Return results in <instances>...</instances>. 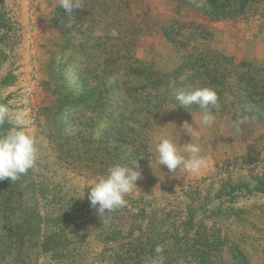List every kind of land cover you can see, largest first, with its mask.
<instances>
[{
    "label": "rangeland",
    "instance_id": "obj_1",
    "mask_svg": "<svg viewBox=\"0 0 264 264\" xmlns=\"http://www.w3.org/2000/svg\"><path fill=\"white\" fill-rule=\"evenodd\" d=\"M59 2L0 0V105L10 118L24 115L39 145L33 169L0 181V264H264V191L256 189L264 182V122L230 115L242 101L236 91L246 88L238 75L256 79L253 68L264 64L209 56L196 74L160 75L191 53L221 54L210 41L217 28L240 25L245 50L264 33V0L239 13L238 0H80L71 15ZM193 29L199 35H189ZM218 73L231 92H216L215 122L196 118L191 140L184 115L199 109L167 101L191 91L193 75L209 83ZM11 127L12 119L0 124V135ZM161 136L182 153L185 143L198 144L208 170L170 184L156 160ZM247 151L254 158L245 162ZM117 162H135L141 178L126 207L101 217L87 186ZM190 218L203 237L221 241L205 263L184 257L180 243L168 260L159 244L164 230L186 228Z\"/></svg>",
    "mask_w": 264,
    "mask_h": 264
},
{
    "label": "clouds",
    "instance_id": "obj_2",
    "mask_svg": "<svg viewBox=\"0 0 264 264\" xmlns=\"http://www.w3.org/2000/svg\"><path fill=\"white\" fill-rule=\"evenodd\" d=\"M59 7L71 15L75 9H81V4L80 0H60ZM177 99L185 108L193 104L198 105L203 125L211 126L215 122L213 109L218 110L219 103L217 93L212 88L200 87L193 91H182L178 93ZM10 119L11 129L0 135V181L9 179L12 182L36 166L39 145L37 138L27 130L24 115L18 113L14 118H10L9 108L0 105V124ZM188 125L192 140V137L197 135V130ZM156 153L157 163L166 166L172 173L182 167L187 173L198 175L208 167L207 159L201 155L200 146L191 141L184 144L182 153L177 141L161 136L156 143ZM140 178L141 172L135 162H117L110 165L104 174L98 175L87 186L90 206L96 209L101 217L126 207L125 197L137 187L136 181ZM157 251H160L159 247Z\"/></svg>",
    "mask_w": 264,
    "mask_h": 264
},
{
    "label": "trees",
    "instance_id": "obj_3",
    "mask_svg": "<svg viewBox=\"0 0 264 264\" xmlns=\"http://www.w3.org/2000/svg\"><path fill=\"white\" fill-rule=\"evenodd\" d=\"M249 0H238V10L235 11V13L241 12L245 5L247 4ZM60 9V7L57 8V10ZM215 13H222V8L220 7L214 8ZM221 11V12H220ZM229 12H225L223 14H228ZM208 15V14H207ZM197 29V28H196ZM193 29V31L189 32V35H199V32ZM201 30V29H200ZM175 42V41H173ZM209 56L216 57L217 61L218 59H223L226 61H231V58L226 57L225 55L222 54H213L211 52H199V53H191L183 59V61L176 67L174 68L171 72L169 73H161L160 75L163 76L164 78L168 79H173L174 81L176 78L183 72V71H191L195 72V74L198 72L197 70L199 67L205 68L207 65H205L204 59L209 58ZM219 57V58H218ZM185 60V61H184ZM187 60V61H186ZM215 60V62H217ZM200 62V63H199ZM214 62V61H213ZM240 66H246L249 65L248 62L240 61L238 62ZM255 69L256 73H259L256 77V79L253 77L251 78L250 75H238L240 82L243 83L244 87L246 88H240L241 93L238 94L236 91V94L234 95V98L238 100V98L241 96L242 101L238 102V109L235 111L231 112L230 115L232 119L234 120H239L242 118L249 119V120H255L259 122H264V68H253ZM229 71L234 72L232 68H229ZM228 71V72H229ZM203 72V71H202ZM217 76V77H216ZM213 75L210 77L211 82L209 83H214L213 85L209 86V83L205 81H199V79L193 75V78L188 81L190 83V86L193 87V90L196 88L200 87H210L215 92H220L222 90H227L226 93H230L232 87L230 86V83L226 81V74L223 73H218L217 75ZM251 87V89L249 88ZM254 87V88H253ZM254 93H258L255 95ZM169 104L173 105L174 107L178 109H183V110H191V111H196L199 109L198 105L194 106L191 105L189 108H185L184 106L181 105L178 99L172 98L167 101ZM226 103H221L220 107L222 108H228L226 106ZM243 158V161H251L253 160L254 157H251L249 152L245 154ZM256 189H259L261 192L264 191V182H258ZM188 226L183 229H179L178 227H172L171 229H166L164 232L166 233L165 236H162L160 238L159 244H162V247L165 246V253L167 254V259L172 260L173 259V254L171 253L172 247L176 243H180L183 246L184 250V257L188 258L189 260H193L195 262H203L205 263L206 260L208 261V254L211 249L213 248H218L219 244H221V241L219 237L215 238H208V237H203L201 234V228L199 225H197V221H192L191 218L187 222ZM197 225V226H196ZM156 245L152 246V249L155 248Z\"/></svg>",
    "mask_w": 264,
    "mask_h": 264
},
{
    "label": "crops",
    "instance_id": "obj_4",
    "mask_svg": "<svg viewBox=\"0 0 264 264\" xmlns=\"http://www.w3.org/2000/svg\"><path fill=\"white\" fill-rule=\"evenodd\" d=\"M239 26L236 27L235 31L233 30L228 31L226 30L227 28L225 27L215 29L214 32L212 33L211 40H210L211 46H213V48L217 49L218 52H220L221 54L225 56H232V57L238 58L239 60H244L247 62L264 64V43L261 42L262 39L264 40V33L258 34L256 36H253V38H250L253 41H249L247 39L246 42H244L245 45H247V48L243 50L242 49L243 42L241 41L242 34L239 31ZM184 117H185L184 121L185 120L186 121L184 122V126L181 125L183 126L181 127V129H182L183 135L187 136L188 129L185 126V124L193 125L197 121L196 118L201 117V112L199 110L191 114H186L184 115ZM227 120L228 119L218 120L216 123L218 122H219L218 124L224 123V121H227ZM216 135L221 136V132L218 131ZM209 137L210 136L208 135V138ZM211 137H212V134H211ZM238 138L240 139V134L238 135ZM199 139L206 140V138H199ZM235 144H236V138H235V141H233L230 144L231 146H233V148H230L231 150L236 149V147L234 148ZM238 146H239V143H238ZM224 148H226L227 150L229 149L226 146H224ZM220 150L225 151L223 149H220ZM207 170H208V167L203 169L198 175H194V174L187 173L184 169H181V170H176L174 173L172 172L165 173V175L169 176L170 184H172L171 181H174V184L176 183L180 184L182 182H186L189 179L200 177ZM165 185L170 186L168 185V183Z\"/></svg>",
    "mask_w": 264,
    "mask_h": 264
}]
</instances>
